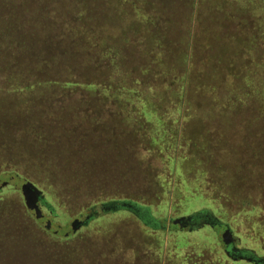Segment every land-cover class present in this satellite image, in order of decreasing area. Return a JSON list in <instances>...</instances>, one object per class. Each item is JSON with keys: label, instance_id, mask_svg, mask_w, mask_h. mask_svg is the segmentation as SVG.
Masks as SVG:
<instances>
[{"label": "trees", "instance_id": "1", "mask_svg": "<svg viewBox=\"0 0 264 264\" xmlns=\"http://www.w3.org/2000/svg\"><path fill=\"white\" fill-rule=\"evenodd\" d=\"M21 1V7L28 2ZM163 1L64 0L62 5H49L51 10H48V5L41 6L34 13L25 8L23 12H29L30 17L27 21H21L20 17H16V13L22 15L17 5L11 4V0H0V56H3L0 58V74L4 76V81H14L20 87L56 84L57 81H67L64 83L69 85H73V82L86 83L87 94L104 100L111 99L104 103L106 110L112 107L128 110L121 113L120 119H128L126 122L127 126L131 124L133 143L138 144V154L143 153L137 161L142 179L141 182L133 181V184L151 188L161 201H145L147 197L141 194L142 191L134 192L132 197L135 198L125 197L118 191L111 197L91 203L86 224L98 222L106 215L120 216L121 219L113 221L114 228L118 223L134 224L133 232L140 235L138 238L142 235L145 242L157 250V260H165L167 264H214L212 257L220 258V255L231 264H262L243 257L244 249L249 248L244 247L243 241L233 233L228 223L219 218L216 206L218 199L238 202V192L244 191L249 184L238 185L239 179L232 181L225 171H221L224 158H207L205 152L200 153L208 148L207 133L186 131L191 128L189 123L196 116L190 115L191 112L203 113V110L214 108L219 99L213 97L215 91L241 94L237 92L244 91L242 83L247 90L251 87L250 82L259 80L260 75L262 78L259 81L264 91V0H233L240 6L237 3V9L232 11L230 18L236 20L239 14L248 13V19L240 25L242 27L233 28L230 34H225L222 26L215 28L216 32L205 30L203 26L202 41L189 28L178 31V40L173 21L170 26L166 24L167 29L159 30L160 24L156 27L155 21L161 22V18L166 20L169 16L172 18V13L166 16L165 9H169ZM203 1H190L191 14L186 13V24L191 23L195 6L198 11L203 9L209 12L217 2ZM216 6L212 7L215 11ZM99 18L112 22L118 19L120 23L112 25L105 20L100 22ZM246 23L251 29L253 25L257 27L259 40L254 33L241 35V30L244 33L247 31L244 28ZM130 25L135 27L134 34H129L133 36L132 39H126V34L118 39L120 32L131 30ZM45 33H52L54 42L60 45L54 51L52 64L48 53H53V50L48 48ZM167 35L170 39L165 41ZM248 35L252 38L250 42ZM237 38L239 41L235 43ZM128 46L139 51V60L134 62V55L133 59L127 57L124 51ZM229 48L232 53L225 59L216 60L209 52ZM164 50L167 52L165 55ZM236 52L242 58L234 59ZM70 55H78L81 64L74 66L64 63ZM74 56H71V60ZM41 58H45L51 68H56L62 79L44 74L42 64L47 67V63ZM23 59L25 64L21 61ZM207 69H210L208 79L201 81L199 74ZM64 74L68 75L63 77ZM191 93L206 96L208 104L200 99L193 98L192 101ZM233 97L229 96V102ZM251 109L254 113L260 112L254 107ZM125 145L128 144L125 143L123 147ZM36 182L46 193V200L52 205L49 212L53 214L52 199L58 203V198L62 197V187L55 188L40 178ZM98 203L101 211H97ZM186 217H190L192 222L201 219L204 222L191 228L193 224L185 220ZM35 226L48 236L51 244L60 241L64 246L78 232L72 229L67 235L60 236L44 230L36 219ZM227 229L239 242L226 243L223 231ZM118 237L115 239L121 238ZM208 245L212 248L210 251ZM216 249L220 255L213 252ZM239 252L241 257L237 259Z\"/></svg>", "mask_w": 264, "mask_h": 264}, {"label": "rangeland", "instance_id": "2", "mask_svg": "<svg viewBox=\"0 0 264 264\" xmlns=\"http://www.w3.org/2000/svg\"><path fill=\"white\" fill-rule=\"evenodd\" d=\"M63 1L28 0L21 7L23 1L11 0V4L17 5L22 13L21 16L16 13V17L27 21L30 13L23 12V9L28 8L34 13L41 6L48 5V10H51L49 5L56 7L58 3L62 5ZM190 1L164 0L169 9H165L166 16L172 13V18L169 16L166 20L161 18V22L155 21L156 27L160 24L159 30L164 27L167 29L166 24L170 26L173 21L178 40V31L189 28L202 41V31L216 32L215 28L222 26L223 32L230 34L233 28L237 29L248 19V13L239 14L236 20L230 18L232 11L237 9L238 2L217 0V6L215 3L212 7L216 6L218 13L212 7L206 12L203 9L198 11L195 6L191 23L186 24V13L191 14ZM199 18L201 20L197 22ZM99 20L111 22L112 25L120 23L118 19L113 22L104 18ZM203 26L205 30L202 29ZM244 28L247 31L244 33L241 30V35L254 33L259 40V34L256 35L257 27L254 28L253 25L251 29L246 23ZM133 29L135 27L131 26V30L120 32L117 38L126 34V39H132L133 36L129 34H134ZM249 37L248 41L252 39ZM53 39L52 33H45V40L49 45L47 47L53 50V53H48L50 64L55 58V49L60 48ZM169 39L170 36H165V41ZM238 41L239 39L235 43ZM258 44L261 42L258 41ZM230 48L209 52L216 60L225 59L232 53ZM166 51L164 50V55ZM124 53L129 59H133L134 55V62L139 60L136 48L128 46ZM71 56L74 55L63 62L74 66L81 64L78 55L72 60ZM236 57L233 58H242L239 52H236ZM41 59L47 63L46 67L38 62L42 64L44 74L62 79L56 68H51L45 58ZM21 61L24 64L26 62L25 59ZM131 63L132 61L130 66ZM209 72L210 69L201 71L200 80H205ZM2 76L0 74V264H167L165 260H157V250L149 242H145L142 235L138 238L140 235L133 232L134 224L118 223L114 228L113 221L121 219L120 216L106 215L98 222L86 224L91 203L111 197L118 191V194L125 197H132L134 192L142 191L141 194L147 197L145 201H161L151 188L133 184V181L141 182L142 179L137 161L143 153L138 154V144L133 143L131 124L127 126L126 122L128 119H120L121 113L128 110L115 107L106 110L104 103L111 99L104 100L87 94L86 83L73 82V85H69L64 83L67 81H57L56 84L20 87L14 81H4ZM260 78L262 75L259 80ZM259 80L251 81V87L247 90L242 83L244 91L237 92H242L241 94L215 91L213 97L217 96L219 99L213 105L214 108L203 110V113L191 112L190 115L196 116L191 119V128H187L186 132L198 130L204 135L207 133L208 148L200 153L205 152L207 158H224L221 171H225L232 181L239 179L238 185L249 184L244 191L238 192V202L218 199V216L239 236L244 247L264 254V91ZM193 93L189 94L192 101L200 99L208 104L206 96H194ZM230 95L234 97L229 102ZM252 107L260 112L254 113ZM206 111L213 113L206 114ZM125 143L128 145L123 147ZM39 178L50 182L55 188L57 186L63 189L58 203L52 199L56 215L46 207L39 206L35 200L33 186L41 189L46 199V193L36 182ZM97 206V211H101L99 203ZM35 219L39 220V225L44 230L62 236L73 229L75 232L78 230L77 235L69 239L66 246L61 245L59 240L58 243L51 244L48 236L36 228ZM109 227L111 229L108 230ZM117 236L121 238L116 240ZM116 244L117 248L114 250ZM208 247L210 251L212 248ZM125 248L129 249L124 251ZM213 252L220 255L217 249ZM221 256L212 257L214 264H231Z\"/></svg>", "mask_w": 264, "mask_h": 264}, {"label": "water", "instance_id": "3", "mask_svg": "<svg viewBox=\"0 0 264 264\" xmlns=\"http://www.w3.org/2000/svg\"><path fill=\"white\" fill-rule=\"evenodd\" d=\"M33 186V185H32ZM33 188L35 189V194H36V202L38 203L39 206H44L46 207L48 210H52V205L47 202V200L45 199L44 195L42 194L41 190H39L38 188L34 187ZM37 205V206H38ZM188 222H190L191 224H193L191 226V228L193 227H198V226H201V224L204 222L203 219L199 220V221H196V222H192V220L190 219V217H186V219ZM228 231V234L227 236L224 235V239L226 241H231V242H234V243H237L239 242V239L234 237V236H231L230 234V231L227 229ZM229 239V240H228ZM243 257L246 258L247 260L251 259L255 262H260L262 264H264V256H261V255H258L253 249H244L243 251ZM241 256L240 254L237 256V259H239Z\"/></svg>", "mask_w": 264, "mask_h": 264}, {"label": "flooded vegetation", "instance_id": "4", "mask_svg": "<svg viewBox=\"0 0 264 264\" xmlns=\"http://www.w3.org/2000/svg\"><path fill=\"white\" fill-rule=\"evenodd\" d=\"M223 233H224L225 236H227L228 231L225 230V231H223ZM228 240H229V239H228ZM229 241H230V240H229ZM227 242H228V241H226V243H227Z\"/></svg>", "mask_w": 264, "mask_h": 264}]
</instances>
